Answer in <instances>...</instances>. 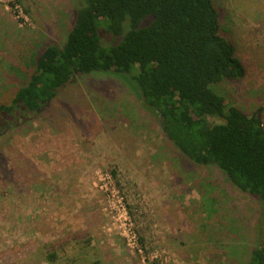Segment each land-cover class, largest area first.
Returning <instances> with one entry per match:
<instances>
[{
  "label": "rangeland",
  "instance_id": "374dc122",
  "mask_svg": "<svg viewBox=\"0 0 264 264\" xmlns=\"http://www.w3.org/2000/svg\"><path fill=\"white\" fill-rule=\"evenodd\" d=\"M215 3L246 66L215 89L264 122V0ZM74 9L0 0V103L41 49L64 42ZM262 210L217 166L185 156L112 74L75 78L0 136V264H246Z\"/></svg>",
  "mask_w": 264,
  "mask_h": 264
},
{
  "label": "trees",
  "instance_id": "16d2710c",
  "mask_svg": "<svg viewBox=\"0 0 264 264\" xmlns=\"http://www.w3.org/2000/svg\"><path fill=\"white\" fill-rule=\"evenodd\" d=\"M73 1L64 42L41 49L0 103V136L33 122L75 78L115 75L185 156L217 166L260 201L261 238L246 264H264V122L215 89L246 75L236 45L221 34L215 0Z\"/></svg>",
  "mask_w": 264,
  "mask_h": 264
}]
</instances>
